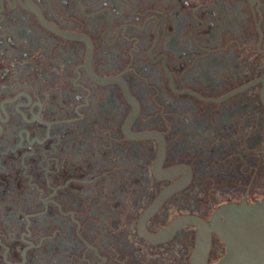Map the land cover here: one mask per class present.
Returning <instances> with one entry per match:
<instances>
[{
  "label": "flooded vegetation",
  "instance_id": "af4514ba",
  "mask_svg": "<svg viewBox=\"0 0 264 264\" xmlns=\"http://www.w3.org/2000/svg\"><path fill=\"white\" fill-rule=\"evenodd\" d=\"M259 78L264 0H0V264H191L193 226L158 243L141 232L183 174L156 176L157 140L129 133H161V168L192 173L145 228L210 220L218 206L183 205L217 199V183L205 196L177 153L198 148L200 172L240 157L264 172L263 81L217 100ZM124 84L140 108L129 127ZM252 178L222 199H263ZM221 246L214 236L210 262Z\"/></svg>",
  "mask_w": 264,
  "mask_h": 264
},
{
  "label": "water",
  "instance_id": "95a60500",
  "mask_svg": "<svg viewBox=\"0 0 264 264\" xmlns=\"http://www.w3.org/2000/svg\"><path fill=\"white\" fill-rule=\"evenodd\" d=\"M115 78H107L106 82H113ZM263 81L256 79L217 100L226 99L250 85ZM189 90L179 91L181 93ZM124 93L133 105V111L128 118V127L139 114V104L131 95L129 88L124 84ZM264 99V89L262 91ZM134 139H155L158 142V154L155 160V175L160 178H170L183 174L181 178L166 187L157 200L145 210L141 217V232L152 242L167 241L184 226H193L196 229L195 243L191 264H264V198L255 202L243 200L229 202L218 206L211 219L207 220L199 215L186 214L174 218L165 228L158 232H149L145 228L146 221L153 216L163 202L172 194L186 187L191 180V169L188 165L179 164L162 169L166 156V144L163 135L157 131L129 133ZM158 168V170L156 169ZM158 172L163 175H158ZM216 236L225 246L224 254L217 260L210 262V252L213 238Z\"/></svg>",
  "mask_w": 264,
  "mask_h": 264
},
{
  "label": "rangeland",
  "instance_id": "374dc122",
  "mask_svg": "<svg viewBox=\"0 0 264 264\" xmlns=\"http://www.w3.org/2000/svg\"><path fill=\"white\" fill-rule=\"evenodd\" d=\"M264 130V129H262ZM239 147H243L240 145ZM258 149V145L256 146ZM262 147V145H261ZM198 148H194L192 150L189 149H183L177 153L176 158L178 160L190 162L193 164L196 169H197V179L201 182V185L203 186V190L205 191V196L208 195V193L211 190V185L213 183L215 184V190L217 193L214 194V196L217 199H191V202L189 204L183 205V208L186 210H204L208 208L209 204H212L213 206H219L220 204L224 202H229L230 200L233 199H222V198H229L231 195H235L238 197H241L242 193L248 190V185H250V180H252L254 177L255 182L253 183V186L250 188V195H254L256 193H264V172L258 171L256 172L255 169L252 168L251 164H248L247 161H243V158L240 157V163L232 166V167H219L216 166V164H221V162H217L216 160H212V164L214 167L212 169L208 170V172H200V169L198 168V160L200 157H202L200 150H197ZM226 159L224 157V162H226ZM242 159V160H241ZM257 159V158H256ZM239 160L237 162H239ZM223 161V160H222ZM201 162V161H199ZM208 162V161H207ZM207 162H205L207 164ZM202 163L201 164H205ZM258 164V163H257ZM245 165V166H244ZM247 165V167H246ZM223 169L224 171L220 170ZM212 170V171H211ZM244 170V171H243ZM262 170V169H260ZM201 174V175H199ZM241 179V180H240ZM215 180L216 182H213ZM258 186H256V185ZM255 185V186H254ZM197 192V190H196ZM223 192V194L221 193ZM229 193V195H227ZM193 195H195L193 193ZM252 200V199H251ZM254 200V199H253ZM261 200V199H256V201ZM255 201V200H254ZM208 210V209H207ZM209 214L212 213V211L209 209ZM222 247V246H221ZM219 248V249H218ZM223 250L220 252V247H216V257L219 259L223 254H224V244H223ZM219 257V258H218ZM215 261V260H214Z\"/></svg>",
  "mask_w": 264,
  "mask_h": 264
},
{
  "label": "trees",
  "instance_id": "16d2710c",
  "mask_svg": "<svg viewBox=\"0 0 264 264\" xmlns=\"http://www.w3.org/2000/svg\"><path fill=\"white\" fill-rule=\"evenodd\" d=\"M219 249V248H218Z\"/></svg>",
  "mask_w": 264,
  "mask_h": 264
}]
</instances>
